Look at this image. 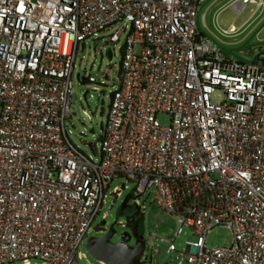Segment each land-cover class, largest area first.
I'll list each match as a JSON object with an SVG mask.
<instances>
[{
    "label": "built area",
    "instance_id": "2783aa9c",
    "mask_svg": "<svg viewBox=\"0 0 264 264\" xmlns=\"http://www.w3.org/2000/svg\"><path fill=\"white\" fill-rule=\"evenodd\" d=\"M207 1L0 0V264H78L107 196L122 195L110 192L119 178L135 183L134 219L151 193L177 217L173 239L154 237L179 264H264V47L244 62L202 36ZM251 4L262 7H232ZM116 25L119 77L93 158L66 129L72 74L85 41ZM220 226L233 243L209 248ZM185 230L195 240L178 251Z\"/></svg>",
    "mask_w": 264,
    "mask_h": 264
},
{
    "label": "rangeland",
    "instance_id": "374dc122",
    "mask_svg": "<svg viewBox=\"0 0 264 264\" xmlns=\"http://www.w3.org/2000/svg\"><path fill=\"white\" fill-rule=\"evenodd\" d=\"M235 0H218V3L212 6L206 16L207 26L203 22L202 15L206 6L200 11V24L203 32L207 34L229 57L239 59L244 62L251 61L257 52L264 47V8L257 7L255 4L249 5L243 12L237 13L232 5ZM260 4L262 0H257ZM218 14V24L216 26L214 16ZM232 25L235 29L230 34ZM119 25L101 32L97 37L89 38L84 43V48H80L75 61V68L72 74L73 99L71 104V119L66 120V129L72 144L89 157L99 158L100 137L103 132L100 129L101 123L107 120L110 95L117 87L120 64L122 59L121 48L125 41V35H122L120 41L116 44H110L109 38L116 31ZM211 34V35H210ZM108 49L113 50V57L110 60L106 56ZM78 75H85L96 78V83H82ZM220 95H213L214 101H219ZM157 119L162 126L170 124V117L165 113L157 115ZM91 146H94L92 149ZM123 185L127 186L123 189ZM115 188L122 189V195L119 199L108 195L106 205L92 224V230L88 234L90 237H101L107 233L109 227L116 222L117 210L120 205L132 195L135 183L129 182L124 178L115 179L110 185V192ZM153 194L142 197L144 207L141 211L144 213L139 225V234L147 241V255L150 264L151 247L156 251L154 261L157 264H179L181 257L177 253L168 254V242H160L154 236L173 239L178 227L177 217L161 210L153 203ZM132 200L128 201V206ZM127 219L119 217L115 223V235L113 242L121 239L124 233H129L131 228L125 224ZM105 222V223H103ZM105 229V232L99 231ZM84 244L79 248L85 257L78 261V264H102L94 260L85 250ZM187 240H195L191 232L185 230L184 233L175 239L174 244L178 251L184 250V244ZM207 246L209 248L230 246L233 243L232 232L225 227H215L207 236ZM130 245H135V239L130 241ZM32 264H40L33 261ZM186 264V263H184Z\"/></svg>",
    "mask_w": 264,
    "mask_h": 264
},
{
    "label": "water",
    "instance_id": "95a60500",
    "mask_svg": "<svg viewBox=\"0 0 264 264\" xmlns=\"http://www.w3.org/2000/svg\"><path fill=\"white\" fill-rule=\"evenodd\" d=\"M106 56L111 60L112 51L108 49ZM85 75H78V79L82 81ZM101 131H104V123H101ZM137 209H131L126 201L123 202L117 210L116 222L119 217L126 219L133 218ZM105 223V222H103ZM115 223L109 227L106 234L101 237H90L85 244V250L96 261L102 264H138V258L145 250L144 237L139 234L138 224H136L129 233H124L121 239L113 242L115 235ZM135 239V245L131 246L130 241Z\"/></svg>",
    "mask_w": 264,
    "mask_h": 264
},
{
    "label": "crops",
    "instance_id": "0c3cea01",
    "mask_svg": "<svg viewBox=\"0 0 264 264\" xmlns=\"http://www.w3.org/2000/svg\"><path fill=\"white\" fill-rule=\"evenodd\" d=\"M257 1V0H256ZM258 2V1H257ZM216 3H218V0H208L199 10L198 12V25H199V29L202 30L201 28V24H200V11L203 7L206 6V9H205V12L203 13L202 15V18H203V22L204 24L207 26V23H206V16H207V13L208 11L212 8L213 5H215ZM259 3V2H258ZM260 4V3H259ZM261 4H262V7L264 8V0L261 1ZM261 8V7H260ZM235 27V26H234ZM203 31V30H202ZM207 37H209L207 34H205ZM211 35V34H210ZM210 38V37H209Z\"/></svg>",
    "mask_w": 264,
    "mask_h": 264
},
{
    "label": "trees",
    "instance_id": "16d2710c",
    "mask_svg": "<svg viewBox=\"0 0 264 264\" xmlns=\"http://www.w3.org/2000/svg\"><path fill=\"white\" fill-rule=\"evenodd\" d=\"M200 33H201V35L202 36H204V37H207L206 35H205V33L200 29ZM82 83H88V80H86L85 78L81 81ZM111 96V95H110ZM102 137V136H101ZM101 137H100V139H101ZM99 139V140H100ZM92 147V149H94V146H91ZM129 200H131V195L127 198V200H126V202H128ZM142 218L143 217H141V218H136V219H134V218H130V219H128L127 220V226L128 227H130V228H133L136 224H138V228H139V225H140V222L142 221Z\"/></svg>",
    "mask_w": 264,
    "mask_h": 264
},
{
    "label": "flooded vegetation",
    "instance_id": "af4514ba",
    "mask_svg": "<svg viewBox=\"0 0 264 264\" xmlns=\"http://www.w3.org/2000/svg\"><path fill=\"white\" fill-rule=\"evenodd\" d=\"M104 234H106V233H104Z\"/></svg>",
    "mask_w": 264,
    "mask_h": 264
}]
</instances>
